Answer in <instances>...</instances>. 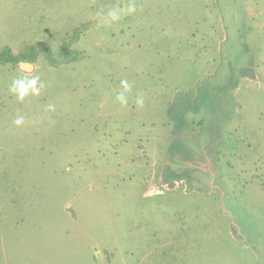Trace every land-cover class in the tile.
<instances>
[{
    "label": "rangeland",
    "instance_id": "obj_1",
    "mask_svg": "<svg viewBox=\"0 0 264 264\" xmlns=\"http://www.w3.org/2000/svg\"><path fill=\"white\" fill-rule=\"evenodd\" d=\"M0 264H264V0H0Z\"/></svg>",
    "mask_w": 264,
    "mask_h": 264
},
{
    "label": "clouds",
    "instance_id": "obj_2",
    "mask_svg": "<svg viewBox=\"0 0 264 264\" xmlns=\"http://www.w3.org/2000/svg\"><path fill=\"white\" fill-rule=\"evenodd\" d=\"M136 11V7L134 4H130L126 10V13H124V10L116 8V7H110L109 10L106 13H101V18L107 17L109 21L111 22H116L119 21L122 17V14H132ZM39 79L36 77L35 79L28 80L31 83H35V80ZM24 82L25 80L23 79H18L13 82V90L18 92L19 98L23 99L25 96V89H24ZM121 87L124 89V92H121L117 95L116 99L121 103V104H126L127 103V97L125 96V92H130L131 91V86L129 85L127 80H122L121 81ZM137 104L138 105H143V99L138 98L137 99ZM52 105H49V108H52ZM14 123L17 126H20L24 123L23 118H17Z\"/></svg>",
    "mask_w": 264,
    "mask_h": 264
},
{
    "label": "trees",
    "instance_id": "obj_3",
    "mask_svg": "<svg viewBox=\"0 0 264 264\" xmlns=\"http://www.w3.org/2000/svg\"><path fill=\"white\" fill-rule=\"evenodd\" d=\"M8 59H10V60H16V59H18V57H7Z\"/></svg>",
    "mask_w": 264,
    "mask_h": 264
}]
</instances>
